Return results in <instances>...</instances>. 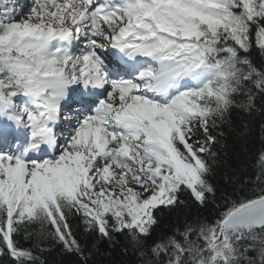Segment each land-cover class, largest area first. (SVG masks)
Masks as SVG:
<instances>
[{
  "label": "snow or ice",
  "instance_id": "1",
  "mask_svg": "<svg viewBox=\"0 0 264 264\" xmlns=\"http://www.w3.org/2000/svg\"><path fill=\"white\" fill-rule=\"evenodd\" d=\"M257 123L254 174L220 192ZM90 241L264 264V0H0V264H90Z\"/></svg>",
  "mask_w": 264,
  "mask_h": 264
},
{
  "label": "trees",
  "instance_id": "2",
  "mask_svg": "<svg viewBox=\"0 0 264 264\" xmlns=\"http://www.w3.org/2000/svg\"><path fill=\"white\" fill-rule=\"evenodd\" d=\"M258 119V118H257ZM229 143L233 145L232 158L228 161L226 165H222L218 170L217 175L214 177V183L218 186L220 192H231V186L225 184V175L231 174L239 169H244L249 175H253V160L256 150L260 147L259 135H258V123L254 124L253 140L248 145V150L245 152L240 151V146L235 143L234 138L229 139ZM184 199L188 201L190 214H197L198 206L195 205L190 195L185 194ZM219 205L220 207H217ZM224 210V202L218 198L215 204H210L206 209H200L199 214L208 219H213L218 212ZM70 222L73 224V230L77 235V238L84 242L82 232L77 228L78 221L70 218ZM174 222L173 218L165 219V226H171ZM82 228V225H80ZM20 243L27 247L28 242L21 240ZM88 247H91L95 251V255L92 257L90 264H122V262L129 260L128 257H122L120 255L119 248H110L106 243H100L96 245L94 242L90 241ZM49 264H78V258L75 256L64 255L60 256L58 253H53L48 257Z\"/></svg>",
  "mask_w": 264,
  "mask_h": 264
},
{
  "label": "rangeland",
  "instance_id": "3",
  "mask_svg": "<svg viewBox=\"0 0 264 264\" xmlns=\"http://www.w3.org/2000/svg\"><path fill=\"white\" fill-rule=\"evenodd\" d=\"M21 4V3H20ZM22 5V4H21ZM17 19H20V17L18 16Z\"/></svg>",
  "mask_w": 264,
  "mask_h": 264
}]
</instances>
